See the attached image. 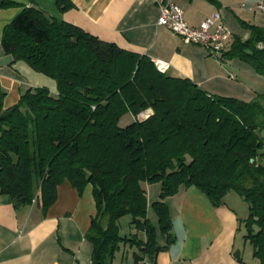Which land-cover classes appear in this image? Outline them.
<instances>
[{"label":"trees","instance_id":"trees-1","mask_svg":"<svg viewBox=\"0 0 264 264\" xmlns=\"http://www.w3.org/2000/svg\"><path fill=\"white\" fill-rule=\"evenodd\" d=\"M11 3L0 0V7ZM2 43L15 60L55 79L58 90L30 87L9 107L0 92V188L16 206L36 201L47 212L61 183L80 194L91 184V264H112L124 241L150 256L166 247L158 230L167 244L174 241L165 199L181 185L197 186L214 205L234 191L248 203L245 237L264 264V94H210L190 78L160 71L148 55L35 5L6 25ZM224 55L264 76V27L251 25V36L237 38ZM146 110L152 113L140 119ZM126 113L133 120L121 126ZM155 182L158 228L148 214L147 185ZM128 215L146 240L123 235L120 219Z\"/></svg>","mask_w":264,"mask_h":264},{"label":"crops","instance_id":"crops-1","mask_svg":"<svg viewBox=\"0 0 264 264\" xmlns=\"http://www.w3.org/2000/svg\"><path fill=\"white\" fill-rule=\"evenodd\" d=\"M10 1V5L0 7V92L4 93L5 107L18 102L30 87L46 86L58 92L55 79L24 60H15L3 47L6 25L32 5L53 19L75 24L123 49L148 55L154 61H166L170 64L168 74L190 78L210 94L244 100L264 94L260 90L264 88V76L249 62L227 55L215 57L204 45L188 43L159 24V7L154 0ZM176 1L185 9L186 20L192 26L220 12L227 27L225 53L237 38L246 40L251 36V25L264 27V12L255 8V0ZM153 186L154 183L147 185L148 214L158 228L152 203L160 199L161 187ZM165 201L174 241L167 244L158 230V242L166 247L155 256L124 241L112 264H260L253 244L245 237L242 221L248 211L241 216L237 201L226 196L220 205H214L195 185H181ZM96 212L91 184L80 194L69 181L61 183L57 199L47 212L36 201L16 206L0 188V264H91L93 243L86 234ZM125 225L123 235L136 232L146 240V233L136 231L130 219Z\"/></svg>","mask_w":264,"mask_h":264},{"label":"built area","instance_id":"built-area-1","mask_svg":"<svg viewBox=\"0 0 264 264\" xmlns=\"http://www.w3.org/2000/svg\"><path fill=\"white\" fill-rule=\"evenodd\" d=\"M154 1L159 7V24L170 28L174 33L180 35L184 41L202 44L213 56L222 57L226 48L224 36L227 32V27L221 18L220 12H215L206 17L201 21L199 26H192L186 20L185 9L176 0ZM255 2V8L264 12V0H255ZM215 23V29L211 30V26ZM155 64L162 72H167L170 66L168 62L159 60H156ZM151 113V110H146L139 117L144 119Z\"/></svg>","mask_w":264,"mask_h":264},{"label":"rangeland","instance_id":"rangeland-1","mask_svg":"<svg viewBox=\"0 0 264 264\" xmlns=\"http://www.w3.org/2000/svg\"><path fill=\"white\" fill-rule=\"evenodd\" d=\"M260 90H262L264 92V88H262ZM139 118L141 119L142 117H139ZM132 120H133V114L132 113H126V114H124L121 117L119 123H120L121 126H126ZM155 183H154L153 187H156V188L158 186L161 187V184L159 182H155ZM149 198H151V193H150V197ZM227 198L233 199L234 203H235V201H237L236 204L238 206V209H239V212H240L241 216L246 215V213L248 211V203L238 193H236L234 191H231V192H229L227 194ZM130 217L131 216L128 215V216H126L125 218L122 219V222H121V224H122V226H121L122 227V233H124L126 231L125 223H126L127 219H129ZM104 224L106 225V219L104 220Z\"/></svg>","mask_w":264,"mask_h":264}]
</instances>
